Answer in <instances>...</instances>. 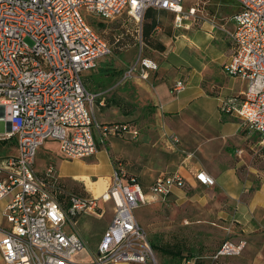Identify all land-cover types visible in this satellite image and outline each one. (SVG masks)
<instances>
[{"label": "built area", "instance_id": "obj_1", "mask_svg": "<svg viewBox=\"0 0 264 264\" xmlns=\"http://www.w3.org/2000/svg\"><path fill=\"white\" fill-rule=\"evenodd\" d=\"M237 11L230 32L233 53L224 64L232 77L247 81L237 95L220 101L222 114L240 119L244 126L264 138V0H234ZM184 0H0V143H13L15 153L0 157V201L8 225L0 227V252L5 264H76L74 256L86 242L76 230L81 213L101 216L102 203L113 204V217L99 242L97 264L156 263L146 232L134 210L157 198L185 188L178 173L158 176L147 189L121 161L114 169L103 194L68 195L66 207L59 195L64 186L55 163L37 167L39 148L49 141L59 143L65 158H83L97 152L96 132L109 136L136 137L133 123H100L85 74L111 52L109 41L89 23L83 9L102 21L127 14L141 29L149 8L174 14V25L195 20L198 4L188 9ZM158 65L140 54L124 79L139 72L146 80ZM123 79V80H124ZM179 79L170 88L178 95L186 87ZM178 142V138L173 136ZM7 146V145H5ZM205 186L214 178L205 170L194 174ZM246 241L225 240L215 258L239 255ZM181 264H197L184 254Z\"/></svg>", "mask_w": 264, "mask_h": 264}, {"label": "crops", "instance_id": "obj_2", "mask_svg": "<svg viewBox=\"0 0 264 264\" xmlns=\"http://www.w3.org/2000/svg\"><path fill=\"white\" fill-rule=\"evenodd\" d=\"M195 1L198 4L196 19L185 20L184 26H175L181 32L174 35L177 39L174 45L163 52L154 50L150 54L158 65L150 75L157 73L156 76L147 83L140 78L135 81L154 107L143 112L138 122L133 123L139 130L138 135L100 138L103 142L99 149L107 151L110 169L102 173H97V170L94 177L88 173L75 176L86 188V178H98L93 183V191L97 188L98 195L107 186L114 164L119 160L145 189L158 176L174 173L186 179V187L194 186L200 184L194 174L205 170L215 180L213 186L207 187H213L218 198L228 201L233 207L234 220L243 223V230L249 231L256 225H264V138L244 126L240 119L222 114L219 109L225 94L237 95L247 87L246 80L232 77L225 71L221 74L218 69L222 66L224 70V64L233 53L230 32L235 29L232 16L238 9L237 3L233 2V13L222 17L218 12L225 10L224 0ZM190 5L193 4L185 8ZM210 6H214L216 14L210 13ZM149 9V16L143 21L147 32L154 16L160 21L161 11L171 13ZM161 28L159 24L151 30L148 38L154 33L160 35ZM218 76L222 78L221 82L216 81ZM181 78L187 83L185 89L181 95H172L171 86ZM238 80L244 83L239 89L236 88ZM231 89L232 94L227 92ZM108 121L102 116L100 123ZM173 136L178 138V142L173 140ZM46 164L38 169H43ZM183 189L176 188L171 195ZM5 222L4 225L0 223V227H6L8 223ZM0 264H5L1 252Z\"/></svg>", "mask_w": 264, "mask_h": 264}, {"label": "rangeland", "instance_id": "obj_3", "mask_svg": "<svg viewBox=\"0 0 264 264\" xmlns=\"http://www.w3.org/2000/svg\"><path fill=\"white\" fill-rule=\"evenodd\" d=\"M195 2L184 0L183 4L187 6ZM233 2L234 0H224L225 10H220L219 16H229L230 12L233 13ZM209 8L211 14L217 13L214 6ZM82 11L87 21L95 26L111 46V52L100 58L96 67L90 70L85 78L88 89L92 93H99L92 107L95 119L102 122V116H105L110 121L104 123H137L143 112L154 107L146 93L135 84V81L139 80V72L136 71L127 79H124V73L135 65L140 54L152 59L150 54L154 50L163 52L168 46L174 45L177 40L174 35L178 36L181 32L175 28L174 15L161 11L162 32L160 35L154 33L144 40L141 29L127 14L114 20L102 21L97 15L88 13L85 9ZM218 69L221 74L225 71L222 66ZM156 74L152 76L151 73L148 79L141 81L147 83ZM215 79L217 82L222 81L220 76ZM241 80L236 82L237 89L244 84ZM230 91L232 89L227 90L232 94ZM229 95L225 94L224 97ZM101 101L103 104H100ZM5 129V122L1 121L0 132H5ZM96 138L97 150L100 151L80 159H69L60 155L57 142L46 143L38 150L37 167L40 168L51 161L55 163L64 186L59 198L66 207L69 205L68 195L85 193L83 183L76 174L88 173L94 177L97 173L110 169L107 151L104 148L99 149V144L103 141L100 142L101 137L97 132ZM5 145L0 144V157L16 152L13 143ZM97 170L99 172L95 173ZM95 181H98V178H86V185L93 194ZM6 202L7 198L0 201V223L3 225L6 223L3 214ZM100 204L104 208L101 216L81 213L77 218L76 230L84 238L86 246L74 256L76 264H97L98 245L114 211L111 202ZM134 214L144 228L156 257V263L147 264H181L184 254L195 256L197 264H264V225H256L249 231L243 230V223L234 220L233 207L226 199L218 198L213 187L200 184L187 186L178 193L157 198L138 207ZM225 240H244L246 246L239 255L215 258ZM169 251L179 252V255Z\"/></svg>", "mask_w": 264, "mask_h": 264}, {"label": "trees", "instance_id": "obj_4", "mask_svg": "<svg viewBox=\"0 0 264 264\" xmlns=\"http://www.w3.org/2000/svg\"><path fill=\"white\" fill-rule=\"evenodd\" d=\"M150 10H151V9H148V10H147V12H146L144 18H147V17L149 16V11H150ZM161 10H164V9H161ZM143 21H144V20H143ZM159 24H160V21L157 20V18L154 16V17L151 19L150 23H149V25H150V31L147 32V30H145V23L142 22V27H141L142 38H143L144 40L147 39L148 36H149V34H150V32H151V30L155 29ZM100 25L104 26L103 23H100ZM0 144H4V145H5L6 142L0 143ZM119 161H120V160H119ZM119 161H116V162H119ZM121 162H122V161H121ZM169 252H170L171 254L179 255V252H173V251H169Z\"/></svg>", "mask_w": 264, "mask_h": 264}, {"label": "bare ground", "instance_id": "obj_5", "mask_svg": "<svg viewBox=\"0 0 264 264\" xmlns=\"http://www.w3.org/2000/svg\"><path fill=\"white\" fill-rule=\"evenodd\" d=\"M108 184V183H107ZM107 187V186H106ZM106 187H105V189L99 194V195H97V188H95L94 189V195L96 196V197H98V196H100L101 194H103L104 192H105V190H106Z\"/></svg>", "mask_w": 264, "mask_h": 264}]
</instances>
